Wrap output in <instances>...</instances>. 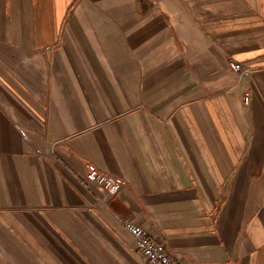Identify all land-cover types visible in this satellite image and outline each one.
I'll return each instance as SVG.
<instances>
[{
  "label": "crops",
  "instance_id": "0c3cea01",
  "mask_svg": "<svg viewBox=\"0 0 264 264\" xmlns=\"http://www.w3.org/2000/svg\"><path fill=\"white\" fill-rule=\"evenodd\" d=\"M127 220L264 264V0H0V264H149Z\"/></svg>",
  "mask_w": 264,
  "mask_h": 264
},
{
  "label": "built area",
  "instance_id": "2783aa9c",
  "mask_svg": "<svg viewBox=\"0 0 264 264\" xmlns=\"http://www.w3.org/2000/svg\"><path fill=\"white\" fill-rule=\"evenodd\" d=\"M229 67L240 75H245L252 70L233 60H229ZM243 99L248 102V95H245ZM122 183L121 178L111 177L94 165L89 164L83 185L89 190L91 185H94L112 196L117 194ZM123 224L132 236L137 251L145 257L149 264H177L167 255L163 245L148 236L141 226L128 220L124 221Z\"/></svg>",
  "mask_w": 264,
  "mask_h": 264
}]
</instances>
